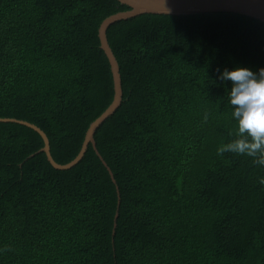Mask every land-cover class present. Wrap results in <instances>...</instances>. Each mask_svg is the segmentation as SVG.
<instances>
[{"label":"trees","instance_id":"obj_1","mask_svg":"<svg viewBox=\"0 0 264 264\" xmlns=\"http://www.w3.org/2000/svg\"><path fill=\"white\" fill-rule=\"evenodd\" d=\"M129 9L0 0V119L38 127L57 164L113 100L98 29ZM107 40L122 100L94 133L100 157L89 145L56 170L35 131L0 122V264H264V167L218 154L237 128L217 79L264 68V23L143 14Z\"/></svg>","mask_w":264,"mask_h":264},{"label":"water","instance_id":"obj_2","mask_svg":"<svg viewBox=\"0 0 264 264\" xmlns=\"http://www.w3.org/2000/svg\"><path fill=\"white\" fill-rule=\"evenodd\" d=\"M117 1L123 5L128 6L130 9L128 11L119 12L107 17L102 21L98 29V39L100 42V48L104 52L110 65V71L113 80V100L111 104L108 106V108L95 121H93L90 124L88 130L85 133V137L81 149L78 155L75 157V159L65 165L57 164L53 160L50 154L49 141L47 136L38 127L24 121H18L14 119H0L1 123H15L18 125H23L35 131L43 141V147L39 152L45 154L48 163L51 165V167H53L56 170L64 171L75 166L82 159L89 145H91L93 150L96 151V154L99 156L96 150L94 133L96 129L109 116H111L121 104L122 85L119 74V67L107 40V29L109 28L110 25L114 24L117 21L126 20L143 14L188 16L194 14L219 13V12L244 15L264 23V0H117ZM102 163L104 166H106L104 161H102ZM107 171L111 179L113 180V176L108 168ZM116 219H117V214L114 217V221H116Z\"/></svg>","mask_w":264,"mask_h":264},{"label":"clouds","instance_id":"obj_3","mask_svg":"<svg viewBox=\"0 0 264 264\" xmlns=\"http://www.w3.org/2000/svg\"><path fill=\"white\" fill-rule=\"evenodd\" d=\"M217 71L219 81L231 82L228 102L237 128L236 138L222 145L218 154L228 151L247 156L254 164L264 167V68L254 72L237 66Z\"/></svg>","mask_w":264,"mask_h":264}]
</instances>
